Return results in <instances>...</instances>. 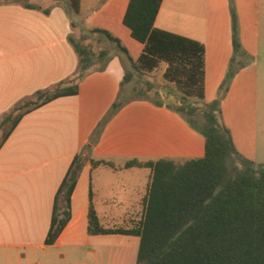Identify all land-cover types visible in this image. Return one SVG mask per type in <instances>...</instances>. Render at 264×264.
I'll return each instance as SVG.
<instances>
[{
    "label": "crops",
    "instance_id": "crops-1",
    "mask_svg": "<svg viewBox=\"0 0 264 264\" xmlns=\"http://www.w3.org/2000/svg\"><path fill=\"white\" fill-rule=\"evenodd\" d=\"M130 1L80 0V7L88 29L112 34L137 62L144 45L132 37L124 24ZM234 2L241 46L238 54L252 55L255 63L233 79L221 110L225 111L237 90L240 102L236 114H224L225 123L239 154L257 163L254 154L260 139H264V0ZM26 4L0 1V124L18 106L36 100L38 92L53 93L60 85L68 89L77 86V92L26 112L0 147V264H136L140 239L123 234L91 235V208L106 230H117L116 224L125 222V218L132 220L136 211L145 213L153 170L128 164L134 160L148 163L203 158L202 142L193 134L198 132L188 123L191 130L177 121L186 137L179 136V131H169L161 142L148 136L147 140L139 139L142 144L134 151L120 148L115 152L114 144L106 140L111 126L126 120L151 127H159L160 123L165 126L158 116L178 114L166 102L159 107L152 100H128L123 95L134 79L130 69L141 82L162 69L158 83L166 92L169 84L164 75L168 65L161 63L154 72L142 76L121 51L115 50L117 54L104 61L105 70H91L76 81L79 57L70 37H77L79 29L72 28L65 10L56 4L42 7L28 3L36 7L33 9ZM48 9L50 13L46 14ZM155 27L205 46L204 102L217 100L215 96L210 98V87H221L238 55L234 49L230 1L164 0ZM128 73L129 80L125 81ZM111 82L110 94L114 99L109 105L105 102L107 113L118 96L126 103L105 123L98 136L96 131L106 112L93 113V89L102 85V91H106ZM87 85L92 87V94L87 92ZM86 96L90 99L85 100ZM143 112L151 115L144 116ZM167 136L171 140L166 146ZM2 142L3 139L0 145ZM90 147L87 158L83 152ZM125 153L134 158L117 166L113 158ZM78 159L82 169L71 196V220L55 243L47 245L60 188ZM127 171L144 174V183L136 186L124 182L118 189L117 175Z\"/></svg>",
    "mask_w": 264,
    "mask_h": 264
},
{
    "label": "trees",
    "instance_id": "trees-1",
    "mask_svg": "<svg viewBox=\"0 0 264 264\" xmlns=\"http://www.w3.org/2000/svg\"><path fill=\"white\" fill-rule=\"evenodd\" d=\"M18 3V0H0ZM70 18L72 28L81 32L80 40L70 37L79 57L82 80L98 64L100 71L107 63V51L100 52V62L95 61L91 45L84 42L90 37L107 40L115 50L121 51L133 69L144 76L166 63L164 79L166 92L175 97L166 106L182 115L190 127L205 138V156L192 160L160 159L157 162L131 161L128 167H147L153 178L146 200L145 214L139 226L131 230H106L102 228L94 210L90 211L91 235L123 234L140 239L136 264H264V165L244 158L237 151L230 130L221 119V103L235 75L231 66L224 80L220 96L205 103V46L197 41L155 27L164 0H131L124 24L132 37L144 45L137 62L129 56L112 34L100 29H88L84 23L80 0H53ZM28 8H36L27 5ZM46 14L50 9L45 10ZM234 49L241 46L238 38L237 14L232 12ZM117 53L110 56V59ZM235 61V58H234ZM108 62V60H107ZM130 74H126L125 81ZM77 86L60 85L53 93L38 92L36 100H29L6 116L0 128L11 123L4 132V144L18 125L22 116L32 109L65 95L76 94ZM142 99L151 100L148 94ZM159 107L165 105L160 94L152 98ZM118 98L106 120L96 134L125 105ZM19 109V114L14 113ZM22 112V113H20ZM81 160L72 166L62 184L54 209L52 228L46 241L55 243L71 220V196L78 183Z\"/></svg>",
    "mask_w": 264,
    "mask_h": 264
},
{
    "label": "rangeland",
    "instance_id": "rangeland-1",
    "mask_svg": "<svg viewBox=\"0 0 264 264\" xmlns=\"http://www.w3.org/2000/svg\"><path fill=\"white\" fill-rule=\"evenodd\" d=\"M18 1L21 3H27V4L32 3L36 6H42V7H49L53 4L57 5V3L53 0H18ZM229 1H230V16H232L233 11L235 12V14H237V9H236V5H235L234 0H229ZM237 19H238V17H237ZM232 21H233V19H232ZM262 23L264 24V15L262 16ZM78 34L79 35H77V37H74L76 40H80L81 32ZM84 44L85 45H91L93 47V51L95 52V61H97V63L100 60V52L107 51V52H109L108 54L110 56H112L114 53H116L115 49L113 47H111L109 42L107 40H104L101 38L90 37L89 40L84 42ZM262 49L264 50V48H262ZM110 56H108V57L105 56L103 58L104 59L103 61H107L108 59H110ZM263 61H264V59H263ZM254 63H255V59L250 54L243 52V53L236 55L235 63L232 64L234 69H236L234 78L242 69L251 68L254 65ZM100 68H101V65L98 64L93 70H99ZM128 71L133 75V78H134L133 81L131 82V84L127 85L125 94H123V95H126L125 98H127L128 100L139 99V98H141V95H140L141 91H146V93H147L149 89H152L150 91V93H148V96H150L149 98H151V100H153L152 98H155L156 94H158V92H159V93H161V95H160L161 98L164 99V101L166 103H174L175 102V97L170 95L168 92H165V90H162L161 86L158 83V81L161 78L162 69L159 70L158 72H156L155 74L148 76L149 78H143L142 82L140 81L139 77L135 73H133L132 69H130ZM233 79H232V81H233ZM232 81L230 83L228 91L230 90V87L232 85ZM87 87H88L87 92L89 94H92V87H90L89 85H87ZM111 88H112V82L107 85L106 91H102V85L100 87L97 86L93 89L94 93L96 94L95 108L93 110V113L96 115V113L103 114L106 112V115L104 116V118H105L104 120H106L108 118V116L112 110V108L109 109L110 111L108 110L109 112L107 113V110L105 108V102L109 105L114 99L113 98L114 96L110 94ZM220 91H221V87H219V86L218 87H214V86L210 87V93H209L210 98L215 96L218 99L220 96ZM226 96H227V94H226ZM226 96L223 98V100L226 98ZM118 98H120V97L118 96ZM118 98H117V100H118ZM86 99L89 100L90 99L89 96H86L85 100ZM239 102L240 101L238 98V91L235 90V92L232 94L231 98L227 102L225 111L223 110L222 114H221L222 122L226 127H228V126L225 123L224 114L225 115L227 114L228 116L235 115L236 114V106L239 105ZM18 111H19V109L14 113V115L17 114ZM143 113H144V116L151 115V112H143ZM170 116L171 117H169L167 114H165L163 117L158 116L157 119L159 120V122H161V119H162L165 123V126H162V124L160 123L159 127H156L155 125H153L151 127L148 124H145V123L139 122V121L130 122V120H126V121H123L122 123L119 122V123H117V125L110 127L109 132L107 133V139L106 140L108 141V143L114 144V145H112V147H115V152H117L120 150V148H123V150L124 149H127V150L130 149V150L134 151V147H138V146H140V144H142L141 143L142 141H140V140L141 139L147 140L148 136H152L161 142L162 137L165 136L166 135L165 133H167L169 131H179L177 133L179 136H181L182 138L186 137L184 129L182 127H180L179 125H177V121H181V122H183L184 125H186V127L189 128L185 118L180 114H176V115L174 114V115H170ZM155 120H153V123H155ZM10 126H11V123L4 126L3 128H0V143L4 137V132L9 130ZM263 131H264V129H263ZM193 134H194V136H196V138H198L202 142V150H201L202 154H200V155L204 156L205 138L200 133H198V134L193 133ZM170 140H171V138L169 136H167L166 137V146L168 144H170L169 143ZM90 153H91V147L88 151H87V149L84 150L83 155H86V157L89 158ZM255 153L256 154H254V157L256 158V162L258 164H264V139H262V138L260 139V143L258 144V148H257ZM133 158H134V156L132 154H126V153L125 154H117V157L113 158V161L117 166H120L122 164H125L127 161L132 160ZM124 182L139 186L142 183H144V174H142V173H130L129 171L121 172V174L117 175V188L119 189ZM120 210H125V208H120ZM144 214L145 213H142V212L138 213L136 211V214H134V216L132 217V220L129 218H125L126 221L125 222L124 221L118 222L116 224V227L118 229H128V228L134 229L137 226H139V224L141 222L140 220L143 218ZM136 255H137V253H136ZM135 260H137V256H136Z\"/></svg>",
    "mask_w": 264,
    "mask_h": 264
}]
</instances>
